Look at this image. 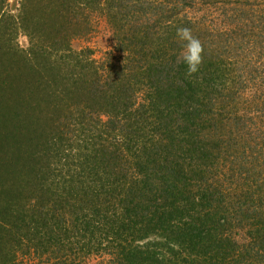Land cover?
Here are the masks:
<instances>
[{"label":"trees","instance_id":"16d2710c","mask_svg":"<svg viewBox=\"0 0 264 264\" xmlns=\"http://www.w3.org/2000/svg\"><path fill=\"white\" fill-rule=\"evenodd\" d=\"M98 16L121 58L72 51ZM26 255L264 264V0H0V264Z\"/></svg>","mask_w":264,"mask_h":264},{"label":"rangeland","instance_id":"374dc122","mask_svg":"<svg viewBox=\"0 0 264 264\" xmlns=\"http://www.w3.org/2000/svg\"><path fill=\"white\" fill-rule=\"evenodd\" d=\"M91 32L90 35L87 37H84L82 39H78L75 41H72L71 44V49L74 52H87L90 51L92 52V57L94 60L96 61H103L105 60L106 56H113L114 58H121V55L118 54L115 51V45H114V41H113V32L111 27L108 25L107 21L105 20L104 17L102 16H98L95 18L94 20V25H92L91 27ZM28 40L27 38H25L24 36H20L18 38V45L21 48H27L28 46ZM17 153L14 152L12 154V159L15 157ZM27 151H23V152H19L17 155H19L21 158V160H19V165L20 167H25L28 166L31 167V164L29 163L31 161V155L28 153ZM11 159V160H12ZM37 163V162H36ZM54 164L56 163V161L53 162ZM36 166V165H35ZM34 166V167H35ZM53 169H50L48 173H52ZM47 172V171H46ZM38 174H41V172H36L33 173V176H36ZM49 174L43 172L42 173V178L47 177ZM36 182V180H34ZM18 184V183H17ZM35 185V184H34ZM32 185V187L34 186ZM19 186L16 187V189H18ZM23 187H25V191H27L28 188V181L23 183ZM23 187L20 190H23ZM25 191H22L20 193L21 197H25L28 194L25 193ZM21 201V202H20ZM33 201H35L33 199ZM18 204H20V209L17 211H12V215L10 219H17V217L22 218L24 214V211L32 206L31 203H26V201H23V198H19L18 201H16ZM20 202V203H19ZM23 208V209H22ZM9 219V221H10ZM8 221V222H9ZM4 228H1V231H3ZM21 255V252L17 253V256ZM34 256L33 255H26V257H18V264H40L37 260L33 259ZM93 260H88L87 264H105V258L102 257H94L92 258ZM44 264L45 260H43ZM42 264V263H41Z\"/></svg>","mask_w":264,"mask_h":264},{"label":"clouds","instance_id":"9594fccd","mask_svg":"<svg viewBox=\"0 0 264 264\" xmlns=\"http://www.w3.org/2000/svg\"><path fill=\"white\" fill-rule=\"evenodd\" d=\"M176 35L182 42V52L178 56V62L186 66V73L194 75L199 70L204 60V46L196 37L192 29L187 26L177 28Z\"/></svg>","mask_w":264,"mask_h":264}]
</instances>
